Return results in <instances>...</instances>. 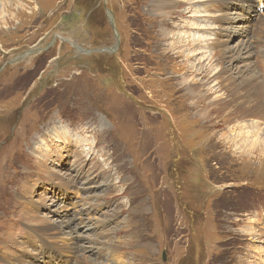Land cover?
<instances>
[{"label":"rangeland","instance_id":"374dc122","mask_svg":"<svg viewBox=\"0 0 264 264\" xmlns=\"http://www.w3.org/2000/svg\"><path fill=\"white\" fill-rule=\"evenodd\" d=\"M30 227L109 248L83 264H264V0H0V264Z\"/></svg>","mask_w":264,"mask_h":264},{"label":"bare ground","instance_id":"6f19581e","mask_svg":"<svg viewBox=\"0 0 264 264\" xmlns=\"http://www.w3.org/2000/svg\"><path fill=\"white\" fill-rule=\"evenodd\" d=\"M250 13H252V12H250ZM249 17H251L250 14H249ZM253 18L255 21H258V20H260L261 17L258 16L257 13H255L253 15ZM243 21H246V19H244ZM244 25H245L244 26L245 32L250 31V28H252V25L251 26H249V24H244ZM202 73H203L202 77H205L208 75V72H202ZM205 83L207 84L208 81H206ZM235 92H236L235 90H232V92H231L230 102L233 104L236 103V95H235L236 93ZM85 215H86V213H85ZM69 224L71 225L70 231H73L74 229H73L72 223H69ZM30 231H31V233L28 234V238H27V245H29V244L35 245L36 244V245H38V248H39V251L36 253L37 255H35L36 259H34V261H32L31 264H71V263L72 264H83L78 260L79 254H82L85 256L88 254L89 256L87 258H89L90 260H92V258H90V257H93L96 262H103L104 256L106 253L105 250H107V249L109 250V248L104 249V246L99 248V246L97 244H95L92 239H90L88 241L89 245L87 247L79 248L78 245L75 243V241H73L71 246H67L65 248V246H64V244L60 238V237H62V235H59V237L56 239V238H52V237L40 232L39 230H36L34 228H31V227H30ZM107 247H109V246H107ZM7 249H13L14 251H17L13 243ZM15 253H16V255H13V257L15 259H17L18 261L14 260L13 263L25 264L22 261L23 255L20 254V252H15Z\"/></svg>","mask_w":264,"mask_h":264},{"label":"water","instance_id":"95a60500","mask_svg":"<svg viewBox=\"0 0 264 264\" xmlns=\"http://www.w3.org/2000/svg\"><path fill=\"white\" fill-rule=\"evenodd\" d=\"M108 13V12H107ZM108 15H111L110 14V12L108 13ZM110 20H109V22H110V25H111V27H112V29H114V25H113V21H112V19L111 18H109ZM117 41H119V38H118V36L116 37V43H117ZM114 48H116V46L114 47ZM114 48H112V49H106V50H100V51H88V52H85V51H83V53L84 54H89V53H103V52H107V53H113L114 52ZM31 53V52H30ZM29 53V54H30ZM165 260V259H164Z\"/></svg>","mask_w":264,"mask_h":264}]
</instances>
